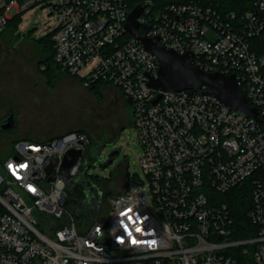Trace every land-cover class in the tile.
<instances>
[{"label": "built area", "instance_id": "obj_1", "mask_svg": "<svg viewBox=\"0 0 264 264\" xmlns=\"http://www.w3.org/2000/svg\"><path fill=\"white\" fill-rule=\"evenodd\" d=\"M36 6L57 20L62 72L87 88L114 86L129 103L142 175L127 172L108 208L103 197L80 223L69 203L77 180L89 179V134L17 141L0 164V264H264V54L252 45L264 30V0L243 1L242 13L205 0H0V33ZM137 7L142 36L192 53L206 72L235 75L261 122L212 93L151 88L159 62L126 28ZM72 149L84 155L67 176L61 164ZM247 187L256 229L245 226L249 235L238 238L219 195Z\"/></svg>", "mask_w": 264, "mask_h": 264}, {"label": "rangeland", "instance_id": "obj_2", "mask_svg": "<svg viewBox=\"0 0 264 264\" xmlns=\"http://www.w3.org/2000/svg\"><path fill=\"white\" fill-rule=\"evenodd\" d=\"M56 26L49 9L36 6L21 14L15 33L12 27L0 33V123L11 112L15 121L14 130L0 132V164L15 141H48L51 136L83 130L91 140L93 164L87 175L104 193L118 181H128L127 172L142 175L139 160L143 149L132 125V109L114 86H104L96 94L77 77L47 78L41 72L39 61L44 56L37 42ZM99 151L102 159L96 162ZM85 161H89L87 156ZM123 161L128 163L127 172L119 168ZM113 194L103 198V209L108 208ZM85 198L83 193L74 194L69 205L76 209Z\"/></svg>", "mask_w": 264, "mask_h": 264}, {"label": "water", "instance_id": "obj_3", "mask_svg": "<svg viewBox=\"0 0 264 264\" xmlns=\"http://www.w3.org/2000/svg\"><path fill=\"white\" fill-rule=\"evenodd\" d=\"M142 12L141 7L135 8L129 15L126 28L130 35L135 39L140 40L143 47L152 55H154L159 62V71L157 77H149L148 85L151 88L161 91H184L191 90L198 94L212 93L223 104L230 108L236 109L241 113L247 115L261 122L258 110L249 105L245 94L240 89L235 75H224L219 72H206L193 64V54L188 52L179 54L173 50H166L158 38H149L146 35L142 36L139 31L138 17ZM146 31L149 27H145ZM203 88H207L204 90ZM2 131H10L15 129L14 114H11L0 125ZM112 153V156L117 155ZM82 150H69L61 164V172L70 175L72 167L83 157ZM91 155H88L89 161L86 162L84 170L93 164L91 162ZM102 156L99 151L96 156V162L101 161ZM113 159H110L107 164H111ZM59 161L53 159L47 168L51 172ZM95 164V163H94ZM84 187L85 200L80 201L78 208L74 209L73 214L78 221L84 222L86 220V213H91L95 216L99 210V204L103 198V192L99 190L91 180L85 179L82 183ZM79 186V181L72 187L71 192L75 193Z\"/></svg>", "mask_w": 264, "mask_h": 264}, {"label": "trees", "instance_id": "obj_4", "mask_svg": "<svg viewBox=\"0 0 264 264\" xmlns=\"http://www.w3.org/2000/svg\"><path fill=\"white\" fill-rule=\"evenodd\" d=\"M205 1L211 2L213 4H220L223 8H226V9L238 12V13H242L244 10H248V8L243 7V1L245 0H205ZM21 14L16 15L9 23L8 27L9 28L12 27L14 33L18 29ZM263 16H264V13H263ZM126 36L129 38L131 37L129 34H126ZM37 43L40 45L42 52H43V56H44L39 61V67L41 69V72L47 78H55L62 74H65L64 72H62V70L57 66L55 62V49H54V43L52 41V33H50L44 38H41L40 40H38ZM252 45H253V50L257 54H264V30L260 36L252 40ZM104 86H109V84L102 83V82L94 83L93 85L88 87V89H90L91 91H94L96 94H99L100 89ZM80 131H83V130H80ZM0 132H3V131L0 129ZM16 142L17 141L13 143V146ZM11 154L12 152L10 153V155ZM9 156H7L6 158H8ZM80 193L84 194V191L81 189L80 186H78L74 194H80ZM219 197L222 202H225L229 205L233 216L236 217L237 219V224H238L237 237L238 238L249 235V233L247 234L244 232L245 226L250 227L253 230V232L255 231L256 228H254V226L248 221L246 217V211H248V209L250 208V204H251L250 187L237 188L228 193L220 194ZM77 198H79V196Z\"/></svg>", "mask_w": 264, "mask_h": 264}, {"label": "flooded vegetation", "instance_id": "obj_5", "mask_svg": "<svg viewBox=\"0 0 264 264\" xmlns=\"http://www.w3.org/2000/svg\"><path fill=\"white\" fill-rule=\"evenodd\" d=\"M11 114V113H10ZM9 114V115H10ZM8 115V116H9ZM7 116V117H8ZM6 117V118H7ZM5 118V119H6ZM4 119V120H5ZM3 120V121H4ZM3 121L0 123V125L3 123ZM88 155H91V153L90 152H88L87 154H86V156H88ZM111 157V156H110ZM115 156H112L111 158L113 159ZM110 158V159H111ZM119 168L120 169H122V170H124V171H128V163L127 164H125V162L123 161V162H121L120 163V165H119ZM124 185H125V181H123V182H120V181H118L112 188H110L109 190H107L106 192H104L103 193V197H105L106 198V196L107 195H109L110 193H117V192H121V191H123L124 190ZM80 187H81V189L84 191V187H83V185L81 184V185H79Z\"/></svg>", "mask_w": 264, "mask_h": 264}, {"label": "crops", "instance_id": "obj_6", "mask_svg": "<svg viewBox=\"0 0 264 264\" xmlns=\"http://www.w3.org/2000/svg\"><path fill=\"white\" fill-rule=\"evenodd\" d=\"M59 136V135H58ZM58 136H51L49 139H52V138H56V137H58ZM42 140H48V139H42Z\"/></svg>", "mask_w": 264, "mask_h": 264}]
</instances>
